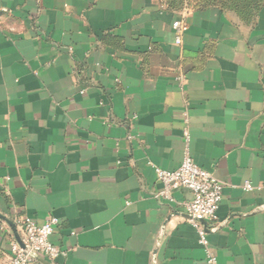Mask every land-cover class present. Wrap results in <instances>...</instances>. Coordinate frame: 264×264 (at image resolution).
<instances>
[{"label": "crops", "instance_id": "0c3cea01", "mask_svg": "<svg viewBox=\"0 0 264 264\" xmlns=\"http://www.w3.org/2000/svg\"><path fill=\"white\" fill-rule=\"evenodd\" d=\"M185 129L215 263L189 191L156 196ZM22 217L60 221L56 264H264V0H0L4 264Z\"/></svg>", "mask_w": 264, "mask_h": 264}, {"label": "built area", "instance_id": "2783aa9c", "mask_svg": "<svg viewBox=\"0 0 264 264\" xmlns=\"http://www.w3.org/2000/svg\"><path fill=\"white\" fill-rule=\"evenodd\" d=\"M173 27L178 35L176 42L179 43L182 24L178 21ZM183 139L186 149L179 167L171 171L155 169L156 180L161 185L156 196L164 201H172L173 191H189L191 199L185 205L183 214L187 217V222L196 229L198 244L207 251L209 262L215 263L208 252V236L218 230L216 213L222 200L223 186L211 173L198 167L192 160L187 149L190 140L187 129L183 131ZM59 224L60 221L55 217L43 224L27 217L16 221L13 225L15 232L9 242L7 264H56L61 251L51 241V235ZM0 230H4V227Z\"/></svg>", "mask_w": 264, "mask_h": 264}, {"label": "rangeland", "instance_id": "374dc122", "mask_svg": "<svg viewBox=\"0 0 264 264\" xmlns=\"http://www.w3.org/2000/svg\"><path fill=\"white\" fill-rule=\"evenodd\" d=\"M187 2L191 3V5H195L197 3V0H186ZM236 12L237 14L241 15V13H243V11H239V10H236L234 11ZM4 259L2 257V255H0V264H4Z\"/></svg>", "mask_w": 264, "mask_h": 264}, {"label": "water", "instance_id": "95a60500", "mask_svg": "<svg viewBox=\"0 0 264 264\" xmlns=\"http://www.w3.org/2000/svg\"><path fill=\"white\" fill-rule=\"evenodd\" d=\"M9 223V225L11 226V227H13V232H15V229H14V226H13V224L12 223H10V222H8ZM15 236H16V234H15ZM17 237V236H16Z\"/></svg>", "mask_w": 264, "mask_h": 264}, {"label": "trees", "instance_id": "16d2710c", "mask_svg": "<svg viewBox=\"0 0 264 264\" xmlns=\"http://www.w3.org/2000/svg\"><path fill=\"white\" fill-rule=\"evenodd\" d=\"M243 12H246V14H249V13H250V11H249V10H247V11H243Z\"/></svg>", "mask_w": 264, "mask_h": 264}]
</instances>
